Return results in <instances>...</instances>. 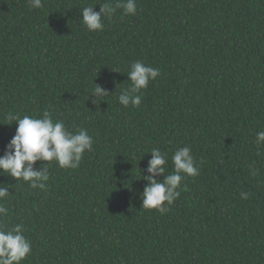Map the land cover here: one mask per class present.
I'll return each instance as SVG.
<instances>
[{"label":"trees","instance_id":"16d2710c","mask_svg":"<svg viewBox=\"0 0 264 264\" xmlns=\"http://www.w3.org/2000/svg\"><path fill=\"white\" fill-rule=\"evenodd\" d=\"M109 2L0 0V155L8 113L47 111L93 139L77 168L49 162L46 189L0 175V225L31 242L21 264H264V0H135L88 31L81 10ZM135 61L160 74L125 107ZM93 82L110 92L97 104ZM184 146L199 174L167 212L143 208L146 152L165 154L166 176Z\"/></svg>","mask_w":264,"mask_h":264},{"label":"clouds","instance_id":"9594fccd","mask_svg":"<svg viewBox=\"0 0 264 264\" xmlns=\"http://www.w3.org/2000/svg\"><path fill=\"white\" fill-rule=\"evenodd\" d=\"M29 4L31 8L43 7L42 0H29ZM118 8H122L125 15L135 14L137 10L135 0H116L115 5L111 2L100 5L99 12L94 11L93 6L84 7L81 10L82 22L88 31H102V18H111ZM159 74L157 68L147 66L141 61L133 62L127 72L131 85L121 91L118 96L119 103L125 107L130 104L138 107L141 103L138 93ZM109 93L102 85L94 83L88 99L97 104ZM6 118L9 121L7 124L15 121L17 127L5 146L3 155H0V175L7 174L15 181L23 180L31 188H47L49 162L55 161L60 168L74 169L79 166L85 151L92 150L93 139L86 130L69 131L63 121L54 122L47 111L40 118L28 115L21 117L15 113H8ZM255 142L257 145L264 142V131L256 133ZM146 153H151V158L145 169L147 174L142 176L147 183L140 193L141 206L145 209H156L163 214L168 211L165 203L171 205L180 195L177 189L182 187L181 181L185 175L196 176L199 174V168L188 146L174 152L171 157L174 170L166 176L165 154L159 148H152ZM38 161L41 164L34 167ZM160 175H163L162 180L156 178ZM3 185L4 183L0 182V201L10 195L9 188ZM247 195L241 193L242 198H247ZM8 211V208L0 203V216H7ZM30 252L31 242L24 236L22 225L17 224L10 230H4L0 225V264H21Z\"/></svg>","mask_w":264,"mask_h":264}]
</instances>
